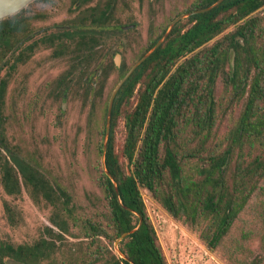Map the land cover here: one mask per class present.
<instances>
[{"label": "trees", "instance_id": "16d2710c", "mask_svg": "<svg viewBox=\"0 0 264 264\" xmlns=\"http://www.w3.org/2000/svg\"><path fill=\"white\" fill-rule=\"evenodd\" d=\"M216 1L195 0L174 18L206 9ZM111 18V2L93 15L94 24L102 27ZM4 27H0L2 47ZM166 32L164 28L149 40L138 60L150 52L148 57L118 91L102 154L111 94L104 100L98 144L104 167L98 185L106 221L87 220L84 225L92 241H105L108 258L97 247L90 264L99 260L102 264H168L142 190L196 232L210 252L240 264L241 258L251 255L246 243L257 238L264 254V0H223L208 11L178 21L154 49ZM4 56L3 52L0 60ZM94 67L93 75L101 70L92 87L96 103L103 99L105 80L115 67L111 60ZM129 68L121 65L120 79ZM120 118L125 132L121 146L115 139ZM224 120L227 130L220 138ZM12 160L32 200L38 203L41 196L55 206L59 198L48 178L24 160ZM7 165L5 170L13 172ZM14 172L5 183L9 194L20 193ZM49 222L57 232L47 231L56 238L68 233L66 221L55 216ZM23 248L0 244V264L8 256L37 264L51 244L41 240ZM263 263L261 257L251 260V264Z\"/></svg>", "mask_w": 264, "mask_h": 264}, {"label": "rangeland", "instance_id": "374dc122", "mask_svg": "<svg viewBox=\"0 0 264 264\" xmlns=\"http://www.w3.org/2000/svg\"><path fill=\"white\" fill-rule=\"evenodd\" d=\"M194 1L118 0L115 19L126 25L134 22L136 27L112 38L110 46L118 49L123 64L131 67L149 40L164 28L167 31L172 19ZM31 8L44 15L45 19L38 26L49 27L48 30L71 18L69 0H51L50 7L34 4ZM51 51H41L27 66L16 68L12 76L16 81L4 98L2 130L8 139V147L38 167L54 186L59 200L53 206L38 196V203H35L21 180L20 195L9 196L0 183V242L32 247L45 240L53 251L49 259L39 264H90L98 252L97 247H105V241H92L84 222L91 220L104 224L106 221L103 193L98 185L99 171L103 167L98 144L103 127L104 100L112 93L120 76L115 69L109 73L103 99L96 102L93 110L80 90L69 89L64 101L52 98L49 94L52 83L68 70L69 63L64 58L51 60ZM8 71L2 69L1 76ZM221 89L219 84L218 94ZM62 102H65L64 110L60 108ZM226 128L224 120L220 138ZM124 133V120L120 118L115 130L119 146L123 143ZM141 193L168 264H235L219 252H210L196 232L170 216L147 191ZM65 199L67 203H64ZM4 205L11 209L14 222L7 219L9 215ZM55 216L67 223L68 233L60 239L47 231L52 228L57 232L49 222ZM246 247L251 255L241 258L240 264H251L254 257L264 260L257 238L247 242ZM103 254L108 258L105 248ZM6 264L15 263L6 260ZM96 264H102V260Z\"/></svg>", "mask_w": 264, "mask_h": 264}, {"label": "flooded vegetation", "instance_id": "af4514ba", "mask_svg": "<svg viewBox=\"0 0 264 264\" xmlns=\"http://www.w3.org/2000/svg\"><path fill=\"white\" fill-rule=\"evenodd\" d=\"M108 2L112 4V18L109 22L105 20L103 27L99 24H94L93 15H98L105 10ZM117 2L118 0H69L71 18L61 26H54L52 30H48L49 27L38 26L42 24V21L45 19L44 15L39 13L38 10L31 8L34 4L50 7L51 0H33L17 13L0 19V27L5 25L3 30L6 39L4 47L0 46V56L3 52L5 53L3 59L0 60V183L7 195L18 196L21 193L20 180L22 181V179L12 157H16L19 160L22 159L26 163H29L27 159L22 158L17 152L12 151L8 147V139L4 136L2 130L4 98L8 95L10 86L16 81V79L12 77L16 68L18 66H27L32 58L41 51L52 50L50 59H67L69 68L62 76L53 81L49 93L51 97L60 98V100L64 101L67 98L69 89L73 88L82 91L86 103L92 110L95 109L96 103L92 100V87L94 81L101 77V70L96 73V75H93L94 71H97L94 65L105 66L108 64L109 60H111L115 70L118 71L123 64L121 61L122 56L118 49H112L109 42L112 38L117 37V35L124 34V32L136 27L134 22H130V24L126 25L121 24L115 19L114 13L117 9ZM124 27L128 28L124 29ZM117 28L120 29L121 33ZM93 32H95V35ZM94 42L95 45H93ZM106 59H108L107 63L104 62ZM116 59L119 61V67L116 66ZM37 65L39 66V64ZM2 69H7L9 71L5 73L4 76H1ZM95 86L96 85H94V87ZM64 105L65 102H62L60 107L61 110H64ZM2 153H5V155ZM7 163L14 169L12 170L13 172L15 171L14 174L18 177L20 186L19 194H9L5 190V183L14 176L11 170L6 171L7 168L5 170V165ZM30 165L34 166L32 164ZM34 167L39 171L37 166ZM40 174L44 175L41 172ZM4 208L5 211L9 209V212L6 211L9 215L7 219L14 222L11 209L6 205H4ZM51 226L55 228L53 225ZM0 244L12 246L14 250H19L20 247H24L23 249L27 250V246L23 245L13 246L3 242H0ZM52 251L53 249L44 250L43 253L47 255L40 259L37 264L49 259ZM6 260H11L15 264H27L9 256L3 258L2 264H6Z\"/></svg>", "mask_w": 264, "mask_h": 264}, {"label": "water", "instance_id": "95a60500", "mask_svg": "<svg viewBox=\"0 0 264 264\" xmlns=\"http://www.w3.org/2000/svg\"><path fill=\"white\" fill-rule=\"evenodd\" d=\"M33 0H0V19H4L12 14L17 13L18 11H20L21 9L25 8L28 4H30ZM223 0H217L215 4H213L212 6L200 10V11H195L193 13H188L186 15H180L177 18H175L170 26L169 29L167 30V32L163 35V37L161 38V40H159L154 49L157 48L162 41L168 36L169 32L171 31V29L173 28V26L180 20L189 17L191 15L194 14H198L200 12H205L208 11L214 7H216L217 5H219ZM128 27H124V29H127ZM150 53V52H149ZM148 54L144 55L141 59H139L136 63H134L129 70L126 72V74L119 80V82L117 83V85L115 86V88L113 89L109 100H108V104H107V110H106V120H105V140L103 143V148H102V154H104L106 152V138L109 136L110 133V124H111V111H112V106H113V102L114 99L118 93V91L120 90V88L122 87V85L126 82V80L130 77V75L135 71V69L137 68L138 65H140L147 57ZM116 66L119 67V61L116 59ZM102 166L103 165V158H102ZM106 175L110 178L109 173L106 171L105 172ZM127 210H129L127 208ZM141 222V220H140ZM127 234L122 235V237L120 239H118L115 242V247L117 246V243L123 238L125 237Z\"/></svg>", "mask_w": 264, "mask_h": 264}]
</instances>
